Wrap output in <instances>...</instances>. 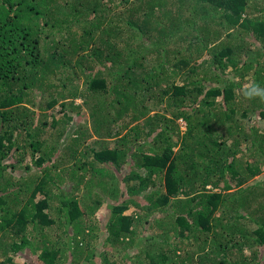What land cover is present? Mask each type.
Segmentation results:
<instances>
[{"label":"trees","instance_id":"1","mask_svg":"<svg viewBox=\"0 0 264 264\" xmlns=\"http://www.w3.org/2000/svg\"><path fill=\"white\" fill-rule=\"evenodd\" d=\"M118 247L264 264V0H0V264Z\"/></svg>","mask_w":264,"mask_h":264},{"label":"rangeland","instance_id":"2","mask_svg":"<svg viewBox=\"0 0 264 264\" xmlns=\"http://www.w3.org/2000/svg\"><path fill=\"white\" fill-rule=\"evenodd\" d=\"M181 123V122H180ZM181 125H183V123H181ZM22 169H20V171H21ZM18 172H16L15 174H17ZM22 173L23 174H25V173H27L26 171H22ZM16 176V175H15ZM68 187H71L72 186V184H68L67 185ZM222 208H226V207H222ZM71 229V228H70ZM68 230H69V228H68ZM102 237H105V235H102ZM103 240V238L101 239L100 238V240H99V242H98V245H97V248L98 249H101V241ZM121 250H122V247H118V248H112L111 249V251H112V253L114 254V255H116V258H115V261L117 262V261H119V264H128V262H135L136 261V259L135 258H133V255H135V252H136V250L134 249V248H132V249H130L128 252H130V253H126V254H122L121 253ZM25 254H26V252H25ZM125 255H126V257H125ZM27 256V258H28V260H29V262H30V264H37V262H34L31 258H30V255H25V257ZM103 257V256H102ZM125 257V258H124ZM127 259H129V260H127ZM102 261H103V259H102ZM101 262V260H97L96 261V263L98 264V263H100Z\"/></svg>","mask_w":264,"mask_h":264}]
</instances>
